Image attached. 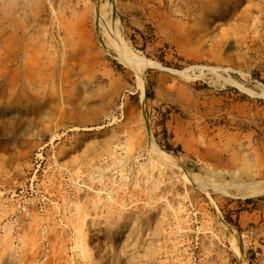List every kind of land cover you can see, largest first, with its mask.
I'll list each match as a JSON object with an SVG mask.
<instances>
[{"label":"rangeland","instance_id":"obj_1","mask_svg":"<svg viewBox=\"0 0 264 264\" xmlns=\"http://www.w3.org/2000/svg\"><path fill=\"white\" fill-rule=\"evenodd\" d=\"M260 188L264 0H0V264H264Z\"/></svg>","mask_w":264,"mask_h":264},{"label":"bare ground","instance_id":"obj_2","mask_svg":"<svg viewBox=\"0 0 264 264\" xmlns=\"http://www.w3.org/2000/svg\"><path fill=\"white\" fill-rule=\"evenodd\" d=\"M248 188V187H247ZM264 192V188H260V189H257V190H246L244 195L245 196H252V195H255V194H260ZM241 248V247H240ZM239 250V248H238ZM242 250V249H241ZM244 251V250H243Z\"/></svg>","mask_w":264,"mask_h":264}]
</instances>
